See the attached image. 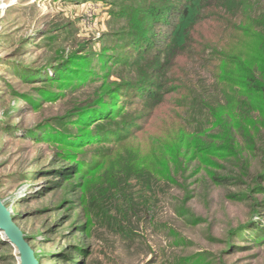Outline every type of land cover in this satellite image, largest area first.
I'll return each instance as SVG.
<instances>
[{"label":"rangeland","instance_id":"obj_1","mask_svg":"<svg viewBox=\"0 0 264 264\" xmlns=\"http://www.w3.org/2000/svg\"><path fill=\"white\" fill-rule=\"evenodd\" d=\"M154 1L0 0V198L38 264H264V239L253 238L264 225V192L248 190L264 164V122L256 129L244 120L237 129L245 124L250 131L240 136L237 159L199 164L181 156L185 173L170 160L178 182L158 184L146 207L140 179L128 187L131 199L113 194L112 203H97L108 168L146 163L164 172L166 145L183 133L221 142L214 114L244 116L250 101L225 71L236 59L264 65V0L189 25L185 49L160 60L164 25L150 23L155 51L149 55L144 40L133 37L147 28L146 10L159 6ZM73 55L72 70L66 62ZM88 104L91 112L78 114ZM82 117L95 139L76 147L70 142L85 135ZM69 148H79L73 160L65 157ZM65 171L81 176L66 179ZM248 192L262 202L253 215L257 226L230 240L252 214L242 199ZM0 264H21L1 233Z\"/></svg>","mask_w":264,"mask_h":264},{"label":"trees","instance_id":"obj_2","mask_svg":"<svg viewBox=\"0 0 264 264\" xmlns=\"http://www.w3.org/2000/svg\"><path fill=\"white\" fill-rule=\"evenodd\" d=\"M246 2V0H156L153 3H156L159 6L150 7L149 10H146L149 18L147 22V28H145L144 30L142 29L141 31L139 29H136L133 35V37L136 38V40L134 41H137L138 44L139 41L142 40L141 42H143L144 40L145 47L144 49H142V52L145 55H149L150 51H153L152 53H154L155 42L150 40L149 33L151 32L149 30V25L152 21H157L160 23L161 27L164 25L167 30L162 39L163 43H160V45L157 43L156 45L157 53H155V56L158 60H160L161 57H176L178 53L183 51L187 45V40L189 39L190 33L187 35L185 31L189 25L191 26V28L196 26L197 23H201L207 20L209 18V15L213 14L215 11L231 13V10L235 8L239 11H242ZM161 45H164V47L160 48ZM158 60H152L151 63H157L156 61ZM67 61L68 62L66 63L68 65V69L69 65L70 69H72V65L78 61V58L73 55ZM232 61L233 62L231 66L228 67V70L225 71V73L227 74L226 77H229L227 78V81H229V83L231 84H237L245 90V92L247 93L246 96L250 99L249 103L245 104V106H249L250 108L246 107L248 112H246L244 116H235L225 112H223V114H219V112L214 114L212 124L213 126L218 125L219 133L216 137L221 142H217L216 145H214L213 142L191 140L186 134L183 133L180 142L173 141L171 144L166 145V147L170 151L168 155H164L162 160L159 162L160 166H165V169H161L164 172L160 170H158L157 172L152 164L147 165L146 163L145 165H139L138 163H135L133 165L127 164L124 168L120 169L108 168L105 174L101 177L100 184L103 190V196L102 199H97V203L99 204V206L106 205L107 200L109 203H112L111 196H113V194H118V197H123L126 200H128L129 197L131 199V193H129L128 195V187L132 179L133 181H138L140 179L138 182L143 181V184H145V193H147L145 194L144 198L146 207L151 202L155 193V187L158 184H160L164 180V182H178L176 176L179 173H175L170 170V160L175 163V166L178 168L177 171L182 170V172L185 173L188 166H184V157H188V161L197 159L199 160V164L200 162H209L214 164V162L212 161L216 157L228 158L230 155H234L236 159L238 158L237 156L239 154V149L241 148L240 136L243 135L242 132L245 131L247 135L250 131L248 125L245 124L244 130H238L239 132H237V129L242 127L244 120L250 123L249 126L253 125L256 129H258V122H264V65L256 69L239 59ZM72 70L70 71L72 72ZM143 82L144 80L141 82V84ZM141 84L137 86V89L143 85ZM151 86L157 87L156 84ZM96 104L97 102L95 103V105ZM93 106L94 104H88V106L86 107L84 105L78 108V110H82L81 112L79 111L78 114L87 116L91 112V108ZM253 114L257 116H254ZM259 116H261V118H257ZM82 119V126H80L79 132H83L85 133V135L77 138H71V140L73 141L70 142H73L76 147L86 146V144H88V141H90L91 139H95L94 137L92 138L89 135V118L87 119L85 117H82ZM98 131L101 132L102 130ZM123 138H125V136ZM106 139H111V137H106ZM77 149H67L65 157L68 158L70 157L69 155H72L70 157L71 160L75 159L77 155ZM191 152L192 154L189 156L188 153ZM100 154H107V158L110 156L108 151L103 152L101 150ZM181 156H183V158H181ZM73 163L75 165L81 164L79 160H76ZM77 167L78 166H76L75 169H77ZM68 174L71 178H77L81 176V174L76 171H65L63 175L66 179L69 177L67 176ZM138 174H140L143 179L139 178L137 176ZM208 175L216 181H218V177H220L219 173L213 172L212 170H208ZM254 179L255 185H250L248 187V190H252L251 193L264 192V164L262 170L257 173ZM186 192L187 197H189V192L187 190ZM150 193H152L153 195H151ZM244 195L242 199H249L253 211L249 220L240 225L238 228H233L230 231V240L234 237V235L239 233V231L244 230L249 225H251V227L253 228L257 226L256 223H254L253 215H260L258 214L260 213L259 206L262 204V202L253 196H249L252 195L250 193L246 194L245 196ZM104 200L105 203H102ZM258 227L259 229L254 233L253 238H255L256 240H263L264 225L261 224V226ZM177 264H185V261L182 260Z\"/></svg>","mask_w":264,"mask_h":264},{"label":"water","instance_id":"obj_3","mask_svg":"<svg viewBox=\"0 0 264 264\" xmlns=\"http://www.w3.org/2000/svg\"><path fill=\"white\" fill-rule=\"evenodd\" d=\"M0 232L2 238L16 247L20 253L21 264H38L35 250L17 225L11 209L0 198Z\"/></svg>","mask_w":264,"mask_h":264},{"label":"bare ground","instance_id":"obj_4","mask_svg":"<svg viewBox=\"0 0 264 264\" xmlns=\"http://www.w3.org/2000/svg\"><path fill=\"white\" fill-rule=\"evenodd\" d=\"M1 234L3 233V232H0ZM16 248V247H15Z\"/></svg>","mask_w":264,"mask_h":264}]
</instances>
